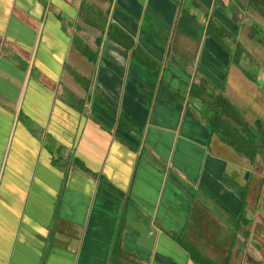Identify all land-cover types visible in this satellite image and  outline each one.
I'll use <instances>...</instances> for the list:
<instances>
[{
	"label": "crops",
	"instance_id": "1",
	"mask_svg": "<svg viewBox=\"0 0 264 264\" xmlns=\"http://www.w3.org/2000/svg\"><path fill=\"white\" fill-rule=\"evenodd\" d=\"M241 2L0 0V264H264Z\"/></svg>",
	"mask_w": 264,
	"mask_h": 264
},
{
	"label": "rangeland",
	"instance_id": "2",
	"mask_svg": "<svg viewBox=\"0 0 264 264\" xmlns=\"http://www.w3.org/2000/svg\"><path fill=\"white\" fill-rule=\"evenodd\" d=\"M241 3H248L246 5V9H244L243 11L239 8H237L236 10L232 9L231 13H232V17H237V19L239 20L240 26L245 25L244 26V30H247L248 32H251V37L250 40L253 42L255 39L257 38L258 41L260 42V45L262 44V46H264V14L259 10L261 8H264V3L260 2L259 0L255 2V0H250L247 2V0H241ZM231 7H236V6H231ZM259 8V9H258ZM245 11V12H244ZM239 17V18H238ZM230 18V16H229ZM224 19L223 21H219L216 22L215 20H213L214 22L212 23V26H210V28H213V24L214 26H217L220 31L224 32L225 29L227 31L230 30V28H232V25L230 22H228V20L233 21L232 19ZM237 20L233 21L234 23ZM247 26H249L247 28ZM215 28V27H214ZM249 29V30H248ZM232 31V30H231ZM252 32H253V36H252ZM250 36V34H249ZM250 61H249V71L250 74H254L256 75L258 70H262V74H264V67H262L260 65V62L258 61L257 57L253 54H251L250 56ZM246 63V62H245ZM247 64V63H246ZM261 80H258L259 84H260V88L261 91L264 95V76H262V78H260ZM245 114V113H244ZM244 122L249 125V129L251 132H249L245 137L243 136L245 132H237L236 133H232L231 136L236 143H242V144H248V145H256L257 143H263L264 140L261 139L264 137V133H261V131L258 130H253L252 128L256 127L258 124L257 123H263L264 125V116L263 119H258L257 114L250 110L247 115L244 116ZM257 119V120H256ZM262 121V122H261ZM241 140V141H240ZM264 146V145H263ZM264 151V149H263ZM264 154V153H263ZM264 158V155H263ZM263 167V166H262ZM261 196V194H260ZM263 205V202H262ZM261 220V222H260ZM263 223V220L261 217L258 218L257 224H253L251 231L249 233V235H257L258 234V230H262L261 225ZM252 244L256 243L255 240H251Z\"/></svg>",
	"mask_w": 264,
	"mask_h": 264
},
{
	"label": "trees",
	"instance_id": "3",
	"mask_svg": "<svg viewBox=\"0 0 264 264\" xmlns=\"http://www.w3.org/2000/svg\"><path fill=\"white\" fill-rule=\"evenodd\" d=\"M248 1H250V0H248ZM256 1H258V0H255V2H256ZM259 1L264 3V0H259ZM212 23H213V22H209L208 25H207V28L210 27V26H212ZM238 144L241 145L242 143H238ZM243 147H244V149H242V150H245L246 153H247V152H250V151H251V152H252V151L255 152V151L257 150V145H248V144H244ZM237 148L240 149L241 147H237ZM251 152H250V153H251ZM247 154H248V153H247ZM249 155H250V154H249Z\"/></svg>",
	"mask_w": 264,
	"mask_h": 264
}]
</instances>
